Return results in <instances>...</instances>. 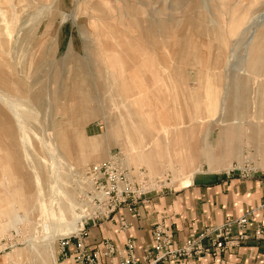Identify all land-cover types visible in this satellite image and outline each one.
Instances as JSON below:
<instances>
[{
    "label": "rangeland",
    "instance_id": "rangeland-1",
    "mask_svg": "<svg viewBox=\"0 0 264 264\" xmlns=\"http://www.w3.org/2000/svg\"><path fill=\"white\" fill-rule=\"evenodd\" d=\"M263 114L264 0H0L1 264H53L107 223L85 171L114 150L168 173L164 195L209 171L192 141L224 147L217 175L261 173L264 157L232 155ZM62 208L78 230L47 240Z\"/></svg>",
    "mask_w": 264,
    "mask_h": 264
},
{
    "label": "built area",
    "instance_id": "built-area-1",
    "mask_svg": "<svg viewBox=\"0 0 264 264\" xmlns=\"http://www.w3.org/2000/svg\"><path fill=\"white\" fill-rule=\"evenodd\" d=\"M238 165L233 170L242 175L243 163ZM85 173L95 185L93 199L102 210V217L107 222L117 220L121 233H127L134 224L132 218L140 216L154 195L163 192L169 176L166 173L154 177L143 167L131 170L120 150L110 152L105 161L89 166ZM252 216L253 211L240 216L228 215L222 223L206 226L176 244L174 228L162 214L152 225V244L142 255L137 253L131 237H126L121 247L106 237L101 241V248H90L84 241V230L61 239L55 264H166L170 261L210 264L231 247H239L250 239L264 240V225L251 226ZM219 262L224 264L223 260Z\"/></svg>",
    "mask_w": 264,
    "mask_h": 264
},
{
    "label": "crops",
    "instance_id": "crops-1",
    "mask_svg": "<svg viewBox=\"0 0 264 264\" xmlns=\"http://www.w3.org/2000/svg\"><path fill=\"white\" fill-rule=\"evenodd\" d=\"M236 142L237 149L232 159L238 160L248 150L264 157V114L255 122H246ZM185 150L187 155H209L204 162L209 166V171H198L199 174L195 176L193 174L184 185L189 186L184 192L179 190V194L173 195H164L162 192L153 197L149 207L143 209L140 216L132 218L134 224L127 233L120 232L117 220L87 228L84 234L86 245L101 248V241L110 237L121 247L126 237H131L137 253L142 255L152 244V225L160 214H165L168 223L174 228L176 244H181L206 226L222 223L228 215L240 216L253 211L251 226L256 223L264 225L263 162L258 163L261 173L251 178L238 177V173L236 176L228 173L221 176L215 174L216 171L223 170L229 163L222 160L227 156L224 147L213 150L207 146L203 151L196 141H192ZM126 216L129 214L126 213ZM219 260H223L224 264H264V240L250 239L239 247H231L221 257L214 261L212 259L210 264H220ZM166 264L182 263L170 261Z\"/></svg>",
    "mask_w": 264,
    "mask_h": 264
},
{
    "label": "bare ground",
    "instance_id": "bare-ground-1",
    "mask_svg": "<svg viewBox=\"0 0 264 264\" xmlns=\"http://www.w3.org/2000/svg\"><path fill=\"white\" fill-rule=\"evenodd\" d=\"M191 151V150H190ZM189 151V152H190ZM208 151V150H207ZM209 152V151H208ZM196 153V151H195ZM186 154V153H185ZM215 155V154H214ZM209 157V155L207 156ZM206 157V158H207ZM217 157V156H216ZM220 158V157H218ZM194 160V159H193ZM46 208V207H45ZM65 208L63 210L60 209L58 212L55 213V216H54V219H53V222L54 224H52V221L50 220L49 216L47 213H44L43 214V230H45L44 232L46 233V236L43 235L45 238L48 236L47 232H53L55 235H59V236H65V235H68V234H71V233H74L78 230V225H77V219L79 218L77 215L73 217V221H68L67 218L65 217ZM71 211V210H70ZM51 213V212H50ZM52 215V214H51ZM50 235V234H49ZM52 235V234H51ZM43 237V238H44ZM44 238V240H45ZM48 240V237L46 238ZM50 239H51V236H50ZM43 244V243H42ZM45 244V243H44ZM35 248V246H33ZM50 247V246H49ZM36 249V248H35ZM47 256V255H46ZM48 257L49 259L52 261L53 264H55V261H56V257L53 253V251H50L49 254H48ZM47 258V257H46Z\"/></svg>",
    "mask_w": 264,
    "mask_h": 264
}]
</instances>
